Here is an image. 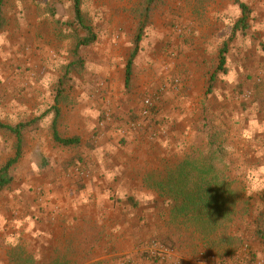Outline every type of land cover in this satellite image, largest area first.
<instances>
[{
  "label": "rangeland",
  "instance_id": "374dc122",
  "mask_svg": "<svg viewBox=\"0 0 264 264\" xmlns=\"http://www.w3.org/2000/svg\"><path fill=\"white\" fill-rule=\"evenodd\" d=\"M140 1L83 0L97 41L80 48L83 70L72 72L61 97L60 131L63 137L70 132L66 116L76 109L94 122L92 138L87 147L61 145L53 135V114L26 127L21 159L10 170L12 182L0 193V208H6L1 216L9 218L6 227L0 224V259L21 242L41 263L264 264V243L255 234L258 217H264L259 198L264 189V0H241L251 9L250 29L229 44L227 70L219 73L229 80L216 83L226 95L222 99L206 91L219 50L242 15L236 0H164L139 43L135 82L126 87L123 67L136 45ZM1 7L0 122L15 126L55 105L57 84L75 60L83 32L74 23L72 0H3ZM194 69L198 75L191 79ZM183 93L185 105L174 102ZM148 98L154 108L144 117ZM116 124L127 127L137 144L129 154L118 153L127 167L112 182H101L95 197L85 181L84 173L93 170L84 148H94L97 132ZM211 132L219 133L217 145L251 197V214L240 225L242 248L231 255L191 250L173 231L167 202L145 181L166 160L175 162L192 146L205 145ZM17 144L12 132L0 129V167L15 156ZM19 191L25 195L23 210H33V218L49 214L52 237L26 234L25 219L22 235H16ZM59 191L76 197L78 216L69 203L55 205Z\"/></svg>",
  "mask_w": 264,
  "mask_h": 264
},
{
  "label": "trees",
  "instance_id": "16d2710c",
  "mask_svg": "<svg viewBox=\"0 0 264 264\" xmlns=\"http://www.w3.org/2000/svg\"><path fill=\"white\" fill-rule=\"evenodd\" d=\"M0 0V27L2 19V4ZM164 0H141L136 9V17L139 21L136 35V45L131 52L126 64V87H129L134 61L139 52V43L144 35L145 28L150 24L151 17ZM239 4L242 15L236 21L232 34L223 43L218 53V65L211 74L207 87L210 94L216 86L219 73L227 70V55L229 44L239 33H245L250 29L251 9L241 0ZM74 9V23L83 32L74 49L75 60L65 67V73L60 78L55 96V105L50 107L41 117L34 118L27 123L8 125L0 122V129H7L17 139V150L13 158L0 167V192L12 182L11 168L19 162L22 155L23 131L35 121L45 117L49 112H54L52 122L55 140L63 146H78V137L63 138L58 132V118L60 117L59 104L65 93L67 83L71 80L73 71L81 73L84 60L79 51L83 46H90L97 41V34L91 21L87 19L83 11V0H72ZM219 133L211 132L207 136L205 145L192 146L188 152L175 162L165 161L162 168H154L152 180L147 181L149 188L156 191L170 208V222L185 239L187 246L194 252L208 249L215 253L231 255L238 251L243 243L240 233V225L251 214V197L248 194V186L244 179L236 176L227 163L224 147L217 145ZM259 198L264 203V189L260 191ZM136 204L133 199H130ZM255 234L264 243V217L259 216L256 221ZM174 247V246H173ZM242 248V247H241ZM23 243L12 246L8 251L9 264H62L59 259L50 260L47 263L39 262L35 255L24 250Z\"/></svg>",
  "mask_w": 264,
  "mask_h": 264
},
{
  "label": "crops",
  "instance_id": "0c3cea01",
  "mask_svg": "<svg viewBox=\"0 0 264 264\" xmlns=\"http://www.w3.org/2000/svg\"><path fill=\"white\" fill-rule=\"evenodd\" d=\"M135 62V61H134ZM127 64V63H126ZM126 64L125 67H123L124 69V82L126 85ZM150 65L144 66L143 68H147L149 69ZM136 72H137V67H136V62L134 63L133 66V74H132V80H134L135 82V76H136ZM198 72H196V69L192 70L190 72V78H195L198 74ZM149 74V73H147ZM123 75L122 73H120V76ZM222 75V74H221ZM210 80V77H209ZM229 80V77H225V75H222L218 78V84H221L223 81H227ZM187 86L191 85V83H193V81L191 80V83L189 84V82H186ZM221 85H216V87L213 89V91L210 94H215L218 95L219 97H221V99L223 97H225V93L224 90H220ZM216 90V92H215ZM193 93V91H192ZM174 102H179L180 104L185 105V93L181 94L180 97H173ZM195 98L192 96L190 98L191 101V107L193 108V110L196 107V104L194 103ZM189 101V98L186 100V102ZM52 107V106H51ZM59 109H60V117L58 118V132L59 135L61 137H63L61 135V128H60V123H61V118L63 116V108L61 107V105L59 104ZM191 110V109H190ZM47 111V110H46ZM45 111V112H46ZM72 113L70 115L66 116V125L69 126L70 132H68V134L65 135V137L63 138H72V137H78L80 139L79 141V145H81L82 147H87V143L88 140L90 138H92V133H91V125L94 122H91V120H86V117L84 116L85 113H83V111H78V110H71ZM44 112V113H45ZM192 112V111H190ZM43 113V114H44ZM53 114L55 117V113L49 112L47 115H51ZM82 114L83 117H82ZM46 115V116H47ZM41 116V115H40ZM53 117V120H54ZM36 118V117H35ZM34 119V118H33ZM53 122V121H52ZM65 125V126H66ZM120 125L116 124L114 126L109 125V127H107L106 130L104 131H100L99 133L97 132V135L94 138V143L95 146L92 149H88V148H84V151L86 153V155L88 157H86L85 161L87 162L88 166H91L92 168H90L91 170H93V172H91L90 170H88L87 172H85V176L86 178V183L88 184V186L90 188H93V193L97 196H100V192H101V182H103L104 180H108V181H113L114 176H116V174H121L122 175V168L123 167H127L128 162L127 159L122 160L119 158L118 153L119 152H127L129 154L130 150L136 146L137 142H135L134 144H132L131 142L134 141L133 136L128 132V128L125 126L124 127H119ZM87 127L88 133L84 130V128ZM66 130V127H65ZM67 132V131H66ZM16 138V137H15ZM127 142V143H125ZM86 145V146H85ZM91 150V151H90ZM104 171L106 174H104ZM90 172L92 173V175L90 174ZM122 172V173H121ZM60 195H58V198L56 199L55 205H67V203L70 204V206L72 207L71 210H74L75 212V216H78V209H79V205L77 203V199L76 197H70V198H66V194L63 193V191H59ZM1 193V192H0ZM64 194V198H63V194ZM99 193V194H97ZM23 194V195H22ZM16 198H18V201L16 202V212L15 215L20 216V221H18L19 218L14 219V223H15V233L17 236H21L23 233V230L20 229L19 226L23 225V219L26 220L25 223V227H24V232L28 235L34 236L36 237L37 235H42L45 237H52L53 236V230L54 228H52V219L50 220L47 214L44 218L40 217V219L38 220L36 218L32 217L33 214V210L28 212L27 210H23V197H25L24 193L22 191H19V193H17ZM76 200V201H75ZM30 206H33L30 204ZM5 207L0 208V224L4 225V227H6L7 225H5V223L7 224L9 218L7 217H2V214H5ZM11 212V211H10ZM12 213V212H11ZM65 214V213H64ZM64 214L62 216V218L64 217ZM51 215V214H50ZM77 221H79L77 219ZM3 228H0V230ZM5 231V230H4ZM9 233V232H8ZM7 244V243H6ZM14 245H18V242L15 243ZM0 264H9V257L8 255H6V257L4 259H0Z\"/></svg>",
  "mask_w": 264,
  "mask_h": 264
},
{
  "label": "built area",
  "instance_id": "2783aa9c",
  "mask_svg": "<svg viewBox=\"0 0 264 264\" xmlns=\"http://www.w3.org/2000/svg\"><path fill=\"white\" fill-rule=\"evenodd\" d=\"M154 108V103L151 99H145L143 102L142 115L144 117H149L152 114Z\"/></svg>",
  "mask_w": 264,
  "mask_h": 264
}]
</instances>
